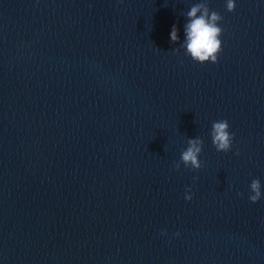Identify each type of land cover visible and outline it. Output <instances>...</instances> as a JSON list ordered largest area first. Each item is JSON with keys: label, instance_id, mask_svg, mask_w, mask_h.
I'll return each mask as SVG.
<instances>
[{"label": "water", "instance_id": "water-1", "mask_svg": "<svg viewBox=\"0 0 264 264\" xmlns=\"http://www.w3.org/2000/svg\"><path fill=\"white\" fill-rule=\"evenodd\" d=\"M197 2L0 0V264H264V0H208L203 64L179 48Z\"/></svg>", "mask_w": 264, "mask_h": 264}, {"label": "clouds", "instance_id": "clouds-1", "mask_svg": "<svg viewBox=\"0 0 264 264\" xmlns=\"http://www.w3.org/2000/svg\"><path fill=\"white\" fill-rule=\"evenodd\" d=\"M235 10L234 0H226V11ZM186 23L184 24V40L180 43L179 48L185 50V55L189 56L197 63H216L218 56L222 51V28L219 23L223 17L215 10L208 6V0H199L194 3L190 10L185 14ZM177 28L173 25L170 32V42L175 43L179 37ZM179 48H173L174 53ZM234 133L229 132V123L227 120H218L212 123L210 137L213 147L218 152H228L232 148ZM187 147L181 151L179 162L174 163V168L179 170L182 163L185 168L198 170L201 167L199 155L202 152L203 141L199 137L188 138ZM236 155H239L237 151ZM250 195L248 197L251 203H256L261 198V183L258 178L252 179L250 185ZM191 189L186 190L185 200H191V195L187 194ZM242 195V193H238ZM163 234V233H162ZM179 235V233H176Z\"/></svg>", "mask_w": 264, "mask_h": 264}]
</instances>
